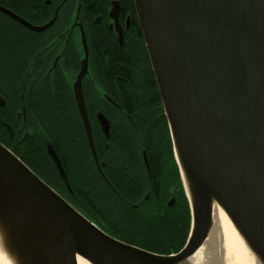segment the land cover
<instances>
[{
	"label": "water",
	"instance_id": "water-1",
	"mask_svg": "<svg viewBox=\"0 0 264 264\" xmlns=\"http://www.w3.org/2000/svg\"><path fill=\"white\" fill-rule=\"evenodd\" d=\"M133 1L189 207L184 245L159 254L113 237L0 143V252L11 264H197L204 250L201 264H219V209L264 264V0Z\"/></svg>",
	"mask_w": 264,
	"mask_h": 264
},
{
	"label": "flooded vegetation",
	"instance_id": "flooded-vegetation-1",
	"mask_svg": "<svg viewBox=\"0 0 264 264\" xmlns=\"http://www.w3.org/2000/svg\"><path fill=\"white\" fill-rule=\"evenodd\" d=\"M0 7L34 27L50 23L36 31L0 11V117L16 124L0 143L39 177L27 145L40 141L63 183L49 142L70 187L58 194L103 231L109 226L103 212L98 208L93 221L87 211L92 180L101 208L111 198L124 209L189 213L134 1L0 0ZM53 119L63 122L61 131ZM78 182L86 211L73 202L70 184Z\"/></svg>",
	"mask_w": 264,
	"mask_h": 264
},
{
	"label": "trees",
	"instance_id": "trees-1",
	"mask_svg": "<svg viewBox=\"0 0 264 264\" xmlns=\"http://www.w3.org/2000/svg\"><path fill=\"white\" fill-rule=\"evenodd\" d=\"M1 121H7L11 125V128L6 129L1 124ZM53 123L55 128L61 131L63 122L59 119H53ZM15 128L16 124L14 120H11V118L3 120L0 117V141L4 143L3 131L6 130L9 134H14ZM44 128H48L47 124L44 125ZM27 149L33 158V163L29 162L33 170L49 186L62 196H66L65 185L56 178L55 168L44 152L42 143L40 141H36L35 143L31 142L27 145ZM70 186L75 193L74 204L80 210L86 211L87 209L79 204V202L81 203L79 199L83 196L81 193L82 184L78 182L72 183ZM87 186L90 195L89 199H87L90 209L87 211L92 213L89 218L93 221H98L99 208L103 212L109 225L105 227V231L113 237L159 254L175 253L184 245L190 228L188 212L185 215L162 216L158 213L152 214L151 212H141L135 209H124L120 205L115 206L111 198L104 199L103 203L106 204L101 208L96 198V183L92 180L87 183Z\"/></svg>",
	"mask_w": 264,
	"mask_h": 264
},
{
	"label": "bare ground",
	"instance_id": "bare-ground-1",
	"mask_svg": "<svg viewBox=\"0 0 264 264\" xmlns=\"http://www.w3.org/2000/svg\"><path fill=\"white\" fill-rule=\"evenodd\" d=\"M215 222L220 245L217 262L219 261V264H255L242 240L219 209L215 210ZM204 256V250H201L194 261L197 264L204 263ZM0 264H11L3 252H0ZM78 264H85V262L79 260Z\"/></svg>",
	"mask_w": 264,
	"mask_h": 264
}]
</instances>
